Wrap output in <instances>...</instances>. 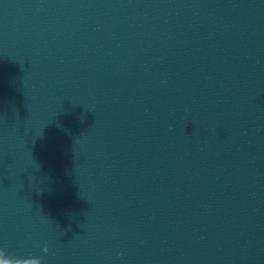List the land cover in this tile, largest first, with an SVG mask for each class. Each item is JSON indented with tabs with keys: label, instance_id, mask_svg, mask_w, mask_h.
<instances>
[{
	"label": "water",
	"instance_id": "1",
	"mask_svg": "<svg viewBox=\"0 0 264 264\" xmlns=\"http://www.w3.org/2000/svg\"><path fill=\"white\" fill-rule=\"evenodd\" d=\"M263 120L264 0H0V250L105 264Z\"/></svg>",
	"mask_w": 264,
	"mask_h": 264
},
{
	"label": "clouds",
	"instance_id": "2",
	"mask_svg": "<svg viewBox=\"0 0 264 264\" xmlns=\"http://www.w3.org/2000/svg\"><path fill=\"white\" fill-rule=\"evenodd\" d=\"M0 258H2L4 261H11L12 264H30V262H35V264H42V259L40 257L10 256L2 250H0Z\"/></svg>",
	"mask_w": 264,
	"mask_h": 264
}]
</instances>
